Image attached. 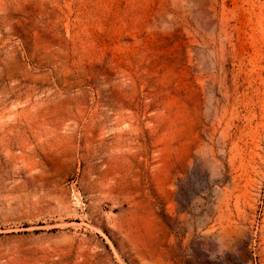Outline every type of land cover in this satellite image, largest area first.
Here are the masks:
<instances>
[{"label":"rangeland","instance_id":"obj_1","mask_svg":"<svg viewBox=\"0 0 264 264\" xmlns=\"http://www.w3.org/2000/svg\"><path fill=\"white\" fill-rule=\"evenodd\" d=\"M0 264H264V0H0Z\"/></svg>","mask_w":264,"mask_h":264}]
</instances>
